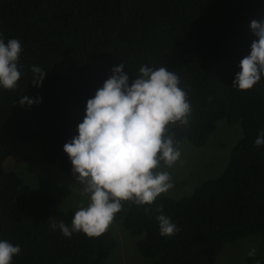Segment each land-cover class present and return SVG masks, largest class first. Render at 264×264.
Here are the masks:
<instances>
[{
  "label": "trees",
  "instance_id": "16d2710c",
  "mask_svg": "<svg viewBox=\"0 0 264 264\" xmlns=\"http://www.w3.org/2000/svg\"><path fill=\"white\" fill-rule=\"evenodd\" d=\"M261 18L264 0H0V33L19 39L23 49L17 88L0 90V238L21 246L12 264H106L115 252L125 257L129 235L137 238V257L120 264H210L227 243L264 234V147L254 146L264 128V78L247 92L232 88L256 39L250 21ZM120 64L130 83L141 64L178 74L192 105L188 124L170 126L168 133L179 141L181 159L186 143L206 145L218 120L237 125L239 136L224 168L192 192L172 195L181 180L162 163L161 170L172 172L171 193L143 208L125 203L98 238H65L49 228V217L70 225L74 214L58 204L78 186L72 188L63 145L77 134L87 99ZM31 66L46 71L39 88L31 83ZM21 95L42 99L22 107ZM37 138L41 158L56 165L64 185L42 182L31 165L18 169L21 159L29 161L24 155L6 168L12 142ZM158 208L178 233L159 235Z\"/></svg>",
  "mask_w": 264,
  "mask_h": 264
},
{
  "label": "clouds",
  "instance_id": "9594fccd",
  "mask_svg": "<svg viewBox=\"0 0 264 264\" xmlns=\"http://www.w3.org/2000/svg\"><path fill=\"white\" fill-rule=\"evenodd\" d=\"M249 29L256 39L232 81V88L239 92L252 90L264 78V18L250 21ZM22 51L19 39L5 40L0 33V90L17 88L24 74L19 64ZM124 68L125 64L113 67L109 78L87 99L77 134L63 145L83 198L70 225L49 217L50 230L65 238L75 233L98 238L125 211V203L141 208L153 204L174 187L171 173L161 170V164L171 169L183 163L179 141L168 134L170 126L187 125L192 112L178 74L165 65L141 64L130 83ZM31 72V83L41 87L46 71L31 66ZM41 99L21 95L19 104L31 107ZM254 146L264 147V128L258 129ZM157 212L161 237L180 231L162 209ZM20 253L18 243L0 238V264H12ZM248 255L255 256L256 249Z\"/></svg>",
  "mask_w": 264,
  "mask_h": 264
},
{
  "label": "rangeland",
  "instance_id": "374dc122",
  "mask_svg": "<svg viewBox=\"0 0 264 264\" xmlns=\"http://www.w3.org/2000/svg\"><path fill=\"white\" fill-rule=\"evenodd\" d=\"M237 135L239 136L237 125H228L224 120H218L214 124L213 131L207 141L208 144L206 143L203 147L196 148L190 143H186L183 148L184 159H182L185 162L181 165H175L173 167L174 170H172V172H176V177L181 180L172 195L188 194L202 182L205 176L214 177L218 174L225 166L223 160L226 157L228 158V152L231 149L234 136ZM9 146L12 154L5 159L8 170L14 169V165L17 163L16 158L24 155L29 161L21 159L18 169L31 165L42 182L49 178L55 182H63L62 185H64V182L67 181L64 175L56 169V165L41 158L38 138L29 143L12 142ZM75 185L76 182H74L72 188ZM72 191L74 194L68 195L64 193L62 195V199L58 203L61 208L76 210L83 199L80 195L81 186H77ZM119 237V251L122 252L124 241L122 235L119 234ZM136 239V237L130 235L125 236V257L121 258L119 253L115 252L109 257L106 264H120V260L124 258L135 259L137 251L133 249V244ZM253 248L256 249V255L250 257L248 252ZM257 261H259V264H264V234H255L227 243L211 264H257ZM145 263L146 260L143 264Z\"/></svg>",
  "mask_w": 264,
  "mask_h": 264
}]
</instances>
